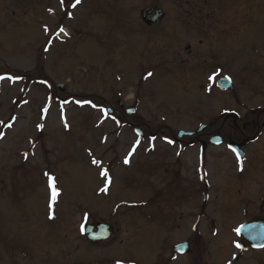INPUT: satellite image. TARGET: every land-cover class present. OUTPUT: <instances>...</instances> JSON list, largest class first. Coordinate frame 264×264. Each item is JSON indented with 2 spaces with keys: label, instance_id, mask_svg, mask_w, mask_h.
<instances>
[{
  "label": "rangeland",
  "instance_id": "rangeland-1",
  "mask_svg": "<svg viewBox=\"0 0 264 264\" xmlns=\"http://www.w3.org/2000/svg\"><path fill=\"white\" fill-rule=\"evenodd\" d=\"M74 3L0 0L1 264L7 251H15L22 264V245L35 248L27 257L36 256L40 264L92 260L83 258L87 249L80 238L89 212L117 224L124 240L103 255L140 264L157 258L166 233L146 226L144 218L157 210L147 207L146 187L174 171L187 181L185 194L196 190L190 180L198 147L171 149L168 143L177 142L179 132L196 130L216 110H242L231 95L245 101L249 88L241 80L252 81L255 69L264 73V0H80L73 8ZM150 7L165 13L157 29L141 18ZM220 72L235 78L233 93L215 91ZM117 101L138 115L124 114L118 126L107 113ZM210 149L207 167L213 174L217 158L226 154ZM49 176L59 192L55 202ZM214 184L219 189L226 182L213 178ZM190 199L183 208L188 217L196 207ZM210 199L215 201L213 194ZM140 203L146 207L136 210ZM203 228V242L187 260L197 256L200 264H214L211 254L224 246L209 244ZM189 229L187 220L182 238L191 235ZM59 239H73L79 249Z\"/></svg>",
  "mask_w": 264,
  "mask_h": 264
},
{
  "label": "flooded vegetation",
  "instance_id": "flooded-vegetation-1",
  "mask_svg": "<svg viewBox=\"0 0 264 264\" xmlns=\"http://www.w3.org/2000/svg\"><path fill=\"white\" fill-rule=\"evenodd\" d=\"M208 53L209 51L206 52L209 56ZM212 67L215 69V66L212 65ZM253 74L254 76L251 77L253 82L247 78L241 80V85L249 88V95L243 101L244 103L237 98V93L231 95V100H236L241 104L242 110L226 108L217 114L216 110L209 119L200 122L197 128L203 126L206 128L191 137L192 142L178 141L177 148L183 150L198 147L195 173L193 179L190 180L196 190L190 189L185 194L186 187H188L187 181L183 179L182 174L174 171H168L164 176L168 180L163 179L159 181L160 184L158 182L151 183L149 187H146L150 189L149 197L146 199L147 207L157 209L155 210L157 213L150 212L144 218L146 226L164 229L166 233V236L162 237L163 247L158 248L157 258L148 260L147 264H200L197 256L191 262L187 260V257L192 252L195 253V249L203 242L204 235L202 236L199 232V227L203 225L204 234L210 239L209 244L224 246L223 248L217 247L216 251L211 254V259L215 257L214 264H219V261H224L221 264H264V73L259 68L255 69ZM225 76L231 77L233 82L235 81V78L229 73H216L215 79ZM233 91L229 93H233ZM114 112L119 116L125 114L120 103ZM118 120L121 119L118 118ZM217 141H221V143L214 144ZM230 143L235 149L230 147ZM212 147L216 150L219 149L217 153L226 154L217 158L218 162L213 166V174L209 172L211 169L208 171L207 167L209 165L207 158ZM180 155H177V160L181 158ZM226 158H228L227 162ZM213 178L223 180L226 184L223 187L219 186L218 189L215 184L212 185ZM152 193L156 196H152ZM212 194L215 201L210 199ZM189 196L195 198L196 204L194 211L192 209L190 212V217L186 215V211H183L184 206L186 207L189 200L191 201ZM212 202L213 205H209ZM162 205L163 209L160 208ZM135 208L138 210L141 207L136 205ZM159 214L162 217V222L157 218ZM136 216L139 217V213ZM187 220L190 224L191 235L184 239L180 230L183 231ZM85 221L86 227H96L100 223L110 224L109 232L112 233V236L105 242H91L84 235L83 245L87 249V253L83 258H90L94 261L87 260L86 263L79 262L78 264H140L135 259L124 260L115 254L103 255L110 248L124 244V240L119 238L121 231L117 224L102 219L96 220L92 214L87 215ZM138 223L140 222H134V224ZM132 230H135V227ZM93 232L97 233V229L95 228ZM172 233L173 235H171ZM175 236L177 241H174ZM57 241L69 245L68 248H72V250L79 249V242L76 241L73 244V239L70 240V244L62 239ZM184 243L189 245L188 253L177 254L175 248ZM33 248L29 245H22L23 251L21 252L23 254L21 255L24 258L22 264H40L36 256L27 257ZM8 249L13 250L10 247ZM88 250L90 251L88 252ZM75 251L77 253L78 250ZM15 253V251H7L3 254L4 263L18 264ZM54 253H57V248ZM101 255L103 256L102 260L106 258L102 263V260H96V257L99 258ZM204 255H199V257ZM70 256L67 257L68 263H70Z\"/></svg>",
  "mask_w": 264,
  "mask_h": 264
},
{
  "label": "water",
  "instance_id": "water-1",
  "mask_svg": "<svg viewBox=\"0 0 264 264\" xmlns=\"http://www.w3.org/2000/svg\"><path fill=\"white\" fill-rule=\"evenodd\" d=\"M162 19H163V13L161 10H159L157 8L147 9L143 13V20L148 25L157 26L162 21ZM219 87L223 91L233 89L232 82L226 78L219 80ZM135 113H136L135 110H129L128 111V114H130V115H134ZM183 135L184 134L181 133L180 137H182ZM110 228L111 227L109 225L100 224L99 226H97L98 233L95 234L94 236L90 235V239L94 242L108 240L110 238V236L112 235L109 232ZM93 229H94V227H89L87 232L90 234ZM178 250L180 251V253H186L188 251V245L180 246L178 248Z\"/></svg>",
  "mask_w": 264,
  "mask_h": 264
},
{
  "label": "snow or ice",
  "instance_id": "snow-or-ice-1",
  "mask_svg": "<svg viewBox=\"0 0 264 264\" xmlns=\"http://www.w3.org/2000/svg\"><path fill=\"white\" fill-rule=\"evenodd\" d=\"M61 3L63 4V0H61ZM79 3H80V0H75V3L72 4L71 6L74 8V7H76V5L79 4ZM62 31H63V29H61V32H62ZM149 75H151V74H149ZM93 163H98V162H97V161H93ZM125 163H128V161L125 160ZM102 174H103L105 177H107V172H106V171L103 172ZM45 175H47V173H46ZM48 179H49V187H50V189H51V193H52L51 198H52V201L55 202L57 196L59 195V192H58V190H57L56 187H55V178L49 176ZM50 207H51V205H50Z\"/></svg>",
  "mask_w": 264,
  "mask_h": 264
},
{
  "label": "bare ground",
  "instance_id": "bare-ground-1",
  "mask_svg": "<svg viewBox=\"0 0 264 264\" xmlns=\"http://www.w3.org/2000/svg\"><path fill=\"white\" fill-rule=\"evenodd\" d=\"M208 78V77H207Z\"/></svg>",
  "mask_w": 264,
  "mask_h": 264
}]
</instances>
